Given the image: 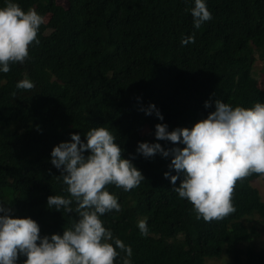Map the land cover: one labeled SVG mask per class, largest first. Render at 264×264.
I'll return each instance as SVG.
<instances>
[{
  "label": "trees",
  "instance_id": "16d2710c",
  "mask_svg": "<svg viewBox=\"0 0 264 264\" xmlns=\"http://www.w3.org/2000/svg\"><path fill=\"white\" fill-rule=\"evenodd\" d=\"M9 2L44 18L29 58L0 72V205L10 216L37 222L41 237L71 228L75 212L47 205L49 196L70 198L51 151L71 142L70 134L86 142L90 129L105 127L144 177L129 191L107 186L121 211L100 217L114 239L131 247V264H210L226 257L225 264H264V247L256 243L264 203L252 185L263 175L237 181L235 211L205 222L173 191L183 174L170 168L171 155L145 158L136 151L140 142L183 148L157 140L155 126L191 129L214 111L216 99L232 107L264 103V86L250 67L254 53L264 61V0H204L212 19L199 29L190 11L194 0H66L63 6L0 0V8ZM188 36L195 42L182 45ZM23 79L34 87L18 89ZM149 105L163 120L155 111L145 114ZM166 172L178 176L176 185ZM117 252L114 264H122L125 253ZM25 259L20 255L16 264Z\"/></svg>",
  "mask_w": 264,
  "mask_h": 264
},
{
  "label": "clouds",
  "instance_id": "9594fccd",
  "mask_svg": "<svg viewBox=\"0 0 264 264\" xmlns=\"http://www.w3.org/2000/svg\"><path fill=\"white\" fill-rule=\"evenodd\" d=\"M190 11L197 29L212 19L204 0H194ZM43 23L44 18L34 9L24 11L17 3L0 8V72L8 73L10 64H22L29 58V46L39 44L37 35ZM190 42H195L194 36L181 41L182 45ZM16 87L31 90L34 84L23 79ZM204 106L212 105L205 102ZM142 110L146 115L155 111L163 120L154 105ZM70 136L71 142L59 143L50 154L51 164L61 173L57 178L67 186L70 198L49 196L47 205L57 211L75 212L78 220L62 235L41 237L37 222L12 218L11 209L0 205V264H16L20 255L26 257L23 264H114L117 249L125 253L122 264H131V247L114 239L100 217L121 211L117 197L106 190L107 186L129 191L144 177L129 159L122 158L123 149L107 128L90 129L85 133L86 142L79 134ZM155 137L184 147L165 150L159 143L140 142L137 153L145 158L157 153L171 155L170 168L183 174L173 191L190 202L196 218L205 222L221 220L235 211L232 194L237 181L252 174L264 175V103L244 108L216 99L214 111L191 129L168 131L167 125L157 124ZM164 176L176 185L178 176L167 172ZM73 202L75 209L71 207ZM137 227L142 235L148 234L146 220H140Z\"/></svg>",
  "mask_w": 264,
  "mask_h": 264
},
{
  "label": "rangeland",
  "instance_id": "374dc122",
  "mask_svg": "<svg viewBox=\"0 0 264 264\" xmlns=\"http://www.w3.org/2000/svg\"><path fill=\"white\" fill-rule=\"evenodd\" d=\"M66 0H57L59 5H64ZM254 57L250 62V67L254 75L259 78L260 87L264 86V61L259 59L254 53ZM253 187L256 188L260 194L261 201L264 203V175L252 183ZM256 219V218H255ZM261 232L260 238L256 240L257 247H264V225H258ZM226 257V256H225ZM228 261V257L218 260H209L210 264H225Z\"/></svg>",
  "mask_w": 264,
  "mask_h": 264
}]
</instances>
